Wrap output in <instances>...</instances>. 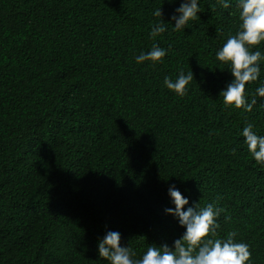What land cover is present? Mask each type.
<instances>
[{"label": "trees", "instance_id": "16d2710c", "mask_svg": "<svg viewBox=\"0 0 264 264\" xmlns=\"http://www.w3.org/2000/svg\"><path fill=\"white\" fill-rule=\"evenodd\" d=\"M180 3L0 0V264H110L97 248L109 230L137 258L171 247L185 229L165 212L169 185L185 208H222L218 234L235 230L264 264V167L240 134L252 123L264 135V98L226 107L233 77L215 59L238 27L236 0H199L175 31ZM157 7L167 30L153 39ZM153 43L169 49L162 62L137 65ZM181 69L194 80L177 96L163 80Z\"/></svg>", "mask_w": 264, "mask_h": 264}, {"label": "clouds", "instance_id": "9594fccd", "mask_svg": "<svg viewBox=\"0 0 264 264\" xmlns=\"http://www.w3.org/2000/svg\"><path fill=\"white\" fill-rule=\"evenodd\" d=\"M230 3L231 0H216L212 7L227 9ZM235 6L238 8V27L215 52V59L222 62L221 66H226L233 77L221 90L220 97L226 107L242 108L250 112L257 104L256 97L264 98V80L257 85L251 98L245 92L246 84L260 78L259 62L264 60V51L256 47L264 43V0H236ZM199 12V0H181L179 7L171 15L173 30H184L190 21L197 18ZM152 15L159 18L153 23L149 33L155 39L167 30V23L162 19L161 7L155 8ZM168 51L169 49L153 43L149 50H141L135 55V62L137 65L147 63L154 67L162 62ZM193 80L191 69L187 72L181 69L175 79L165 76L163 84L175 95L184 96ZM253 128L252 123H247L240 134L248 154L256 164L264 167V135L258 134ZM167 194L174 207L166 208L165 212L176 218L185 229L171 247L167 243L160 246L148 245L137 258L133 248L121 244V234L109 230L97 243L99 257L110 264H251L249 245L235 239V230L229 231L225 236L218 234L220 225L217 218L223 211L222 208L213 202L204 206L200 202H193L185 208L189 205V199L175 185H169Z\"/></svg>", "mask_w": 264, "mask_h": 264}]
</instances>
